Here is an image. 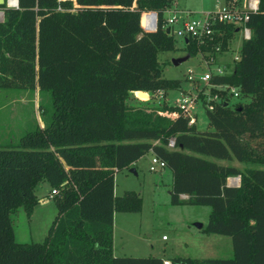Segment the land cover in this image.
I'll list each match as a JSON object with an SVG mask.
<instances>
[{"label":"trees","instance_id":"trees-1","mask_svg":"<svg viewBox=\"0 0 264 264\" xmlns=\"http://www.w3.org/2000/svg\"><path fill=\"white\" fill-rule=\"evenodd\" d=\"M174 1L0 5V89L50 93L44 126L0 143V264H264V0L250 14L252 33L242 40L239 59L212 79L239 87L245 101L207 111L208 130L189 125L174 105L146 112L126 104L134 91L182 86L183 80L163 76L158 60L159 53L177 49L163 29L164 11ZM146 11L157 13L154 31L141 26ZM234 30L225 27L213 41L226 51ZM183 50L198 52L191 40ZM170 138L174 148L167 146ZM148 152L172 172L171 203L210 206L206 231L231 237V257L113 254L114 212L141 209L134 191L114 194L115 173ZM232 160L244 169L218 162ZM230 176H240L239 185H228ZM43 180L57 191V214L43 241L17 242L11 214L22 207L31 216Z\"/></svg>","mask_w":264,"mask_h":264},{"label":"rangeland","instance_id":"rangeland-1","mask_svg":"<svg viewBox=\"0 0 264 264\" xmlns=\"http://www.w3.org/2000/svg\"><path fill=\"white\" fill-rule=\"evenodd\" d=\"M224 1L177 0V5L179 9L190 11L196 17L202 12L220 7ZM6 6L11 7L8 3ZM233 37L224 55L228 61L235 56L241 44L240 34H235ZM175 45L176 50L159 53L158 60L163 64L165 78L184 81L189 69L196 72L194 69L198 57L190 56L181 48L183 45L181 39H177ZM174 58L185 59L174 64L172 62ZM182 85L186 84L183 82ZM146 93L148 96H140L138 91L131 92L126 100L127 106L155 112L162 106H173L175 99L179 97L176 89L165 93L162 90ZM49 102L50 93L40 91L38 88L0 89V143L17 141L36 124L43 127L44 118L47 117L50 108ZM198 108L197 129H210L204 109L201 106ZM218 162L232 164L240 169H244L246 165L237 160ZM150 164V156H148L138 161L134 166V172L130 170L131 167L115 173L114 194L121 196L126 191H134L141 198V209L139 212H114V255L154 256L166 260L231 257L233 254L231 237L206 231L210 206L171 203L172 172L167 167L151 171ZM227 182L239 185L240 176H230ZM50 189L51 186L46 180L36 186L37 197L48 198V203L38 205L32 219L26 216L22 207L11 214V224L17 242H41L45 238L57 214L53 198L47 195ZM197 224H201V227ZM21 232H23L22 236H20ZM163 236L167 240H163Z\"/></svg>","mask_w":264,"mask_h":264},{"label":"built area","instance_id":"built-area-1","mask_svg":"<svg viewBox=\"0 0 264 264\" xmlns=\"http://www.w3.org/2000/svg\"><path fill=\"white\" fill-rule=\"evenodd\" d=\"M11 7H16V4ZM258 9L259 0H225L220 7L202 12L196 17L187 10L172 11L168 7L164 11V14L168 12V15L164 17L163 29L169 28L168 34L172 35L175 40L181 39L183 43L181 48H185L186 43L191 40L198 49L196 55L198 60L194 69L196 72L189 69L183 81L186 85L176 90L179 97L175 99L174 104L178 112L187 118L189 125H196L198 121V106H201L206 114L207 111H213L215 106L221 102L231 106L244 102L239 87L228 83L212 82L214 77L227 74L231 70L228 63L231 64L239 59V50L230 61L224 59L231 41L228 49L223 51L221 41L214 42L213 40L223 37L225 27L228 26L235 29L234 36L240 34L241 42L250 39L252 30L248 21L250 14L257 12ZM154 12L142 13L141 26L144 31L156 30L157 16ZM210 42L214 43L210 44ZM174 144V139L170 138L167 146L174 148ZM150 163L151 171L165 167L164 161L155 155L150 157ZM56 192V189H52L49 197L52 198ZM181 198H186V195H182Z\"/></svg>","mask_w":264,"mask_h":264},{"label":"crops","instance_id":"crops-1","mask_svg":"<svg viewBox=\"0 0 264 264\" xmlns=\"http://www.w3.org/2000/svg\"><path fill=\"white\" fill-rule=\"evenodd\" d=\"M170 8V10H172V11H180L181 9H179L178 8V5H177V0H175L172 4H171V6L169 7ZM168 15V12H166L165 14H164V17H166V16ZM224 59H226V58H224ZM153 154L151 153V152H148V153H146L144 156H142L140 159H138L134 164H133V166H132V168H134V166L138 163V161H140L142 158H145V157H148V156H152ZM134 170H135V168H134ZM51 190V189H50ZM51 192V191H50ZM50 192L47 194V195H49L50 194ZM36 194V193H35ZM36 197H37V195H36ZM38 198V197H37ZM38 201H39V203L34 207V210H33V212H32V214H31V216L29 217V219H32V217H33V215H34V213H35V211H36V208L38 207V205H43V204H45V203H48V198H46V197H43V198H38ZM17 210V209H16ZM15 210V211H16ZM113 218H114V216H113ZM13 231H14V228H13ZM113 231H114V221H113ZM23 235V232H21L20 233V236H22ZM16 235H15V231H14V237H15ZM16 240V239H15ZM44 240V239H43ZM163 240H167V238L166 239H163ZM113 245H114V238H113ZM114 254V253H113ZM116 256V255H115ZM164 260H166V259H164ZM169 262H167V261H165V264H168Z\"/></svg>","mask_w":264,"mask_h":264},{"label":"water","instance_id":"water-1","mask_svg":"<svg viewBox=\"0 0 264 264\" xmlns=\"http://www.w3.org/2000/svg\"><path fill=\"white\" fill-rule=\"evenodd\" d=\"M4 3H6L7 4V0L5 1V0H0V5H2V4H4ZM18 6V0H16V7ZM0 13H1V15H2V20H3V10H0ZM155 13V15L157 16V13L156 12H154ZM1 20V21H2ZM166 33H169V28H166ZM185 58H174V59H172V62L174 63V64H178L179 62H181L182 60H184ZM138 95H140V96H148V94L146 93V92H144V91H138ZM131 171H135L134 170V168H131L130 169ZM228 185H232V184H229L228 183ZM197 226L198 227H201V224H197Z\"/></svg>","mask_w":264,"mask_h":264},{"label":"bare ground","instance_id":"bare-ground-1","mask_svg":"<svg viewBox=\"0 0 264 264\" xmlns=\"http://www.w3.org/2000/svg\"><path fill=\"white\" fill-rule=\"evenodd\" d=\"M8 3L10 6H14L16 4V0H9ZM0 17H1V14H0Z\"/></svg>","mask_w":264,"mask_h":264}]
</instances>
